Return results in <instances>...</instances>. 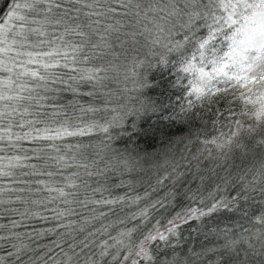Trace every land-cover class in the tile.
<instances>
[{
	"label": "snow or ice",
	"instance_id": "6c2138e0",
	"mask_svg": "<svg viewBox=\"0 0 264 264\" xmlns=\"http://www.w3.org/2000/svg\"><path fill=\"white\" fill-rule=\"evenodd\" d=\"M129 56L140 68L176 69L179 113L146 96L154 85L139 73L136 103L113 106L107 73ZM61 92L99 95L102 106L73 100L69 115L58 103ZM201 110L211 114L218 135L197 137L203 147L191 159L197 171L203 157L213 175L225 173L208 194L211 203L148 227L151 210L166 207L157 199L118 219L139 223L116 235L113 224L96 227L113 206L151 195L104 196L117 169L107 156L116 152L113 143L166 135L165 121L191 123L203 119ZM87 113L105 115L84 121ZM94 134L103 136L97 144L83 141ZM179 167L157 184L171 178L178 185ZM238 211L248 224L240 232L212 229L199 251L176 250L190 221ZM0 220L7 221L0 223V264H264V0H0ZM41 222L51 226L37 227Z\"/></svg>",
	"mask_w": 264,
	"mask_h": 264
},
{
	"label": "trees",
	"instance_id": "16d2710c",
	"mask_svg": "<svg viewBox=\"0 0 264 264\" xmlns=\"http://www.w3.org/2000/svg\"><path fill=\"white\" fill-rule=\"evenodd\" d=\"M120 51L119 48L116 49ZM146 51V50H145ZM143 56H138L137 59H142ZM106 59L111 60L112 57ZM96 63H99L97 61ZM117 67L110 70L107 75L108 80L105 81L107 89L115 93L113 97V106L115 103H127L132 106L136 103V98L140 93L136 90L137 84L140 81L141 75H146L149 83L154 85L150 89H145L144 94L153 100H165L175 105V111L179 113L180 105L184 103L183 99L178 100L177 97L183 96V90L180 87H173L176 81V69L169 67L157 66L153 69L140 68L132 63L131 56L127 60L121 57L118 61H114ZM186 84L187 80L182 81ZM87 87L82 88V91H88ZM78 100L80 105L88 106L92 104L97 107L102 106L103 97L97 95L96 97L88 96H76L70 92H61L58 94V103L66 106V111L69 115L73 114L72 108L69 106V102ZM193 111H196L195 109ZM76 116H80L79 110H76ZM104 113H87L83 115L84 121L92 119H100ZM201 116L203 119L197 118L191 123H183L181 119H177L175 122L165 121L164 125H161L166 135L157 134L156 137H140L132 142L125 143L124 141H118L113 143V148L116 152L109 151L107 156L112 159L113 165H117L115 172H110L108 178L105 181V186L109 189V192H105L104 196L107 197L109 193L112 196L127 195L134 197L136 195L144 196L145 191L151 193L147 199H142L138 205L133 204L115 205L113 211L109 212L105 218L95 221V226L100 227L101 224H113L114 226L109 229L112 235H116L119 228L132 227L133 223H139V221L126 222L125 225L116 223L118 219H125L131 213L143 208L151 201L160 199L164 201L166 207L163 209L151 210L152 219L148 224L155 222L156 219L161 220V224H166L167 220L175 215L176 212H180L183 209L189 207H205L211 203L208 199V194L215 189L217 183H221L219 176H224L225 173L220 169H217V175H213L209 169L213 167L211 160H204L201 158V169L197 171L196 161L192 160V156L198 153V150L203 146L200 144V139L211 138L214 135H218V131L213 128L210 120L211 114L207 110H201ZM152 123H156L153 118ZM220 126L217 125V128ZM226 131V129H224ZM102 134H94L89 137L82 138L85 143L97 144L102 139ZM191 141V143H189ZM69 142L74 143L75 139ZM186 158V159H184ZM120 159L128 160V165L125 166L119 163ZM251 159V157H249ZM191 161V164L188 163ZM237 163H239V153H237ZM179 163L180 167L177 171L183 172L184 177L178 185H173L171 178L165 180L164 183L157 184V179L164 177L167 173H172V168L175 164ZM131 168V171L128 170ZM175 175V173H173ZM203 175L205 179L203 182L200 180V176ZM125 182L124 186L115 187L120 181ZM155 189V191H153ZM231 190L229 189V192ZM169 193H176L175 199ZM225 192H217V195H225ZM195 197V199H192ZM7 198V197H5ZM201 198H204V204L200 203ZM97 207L99 211L107 212V207L104 206H92ZM245 208L251 213L255 211L254 207H249L248 204L244 205ZM78 211L89 215V212L85 209H78ZM71 219H79L78 217H71ZM6 220H0V223H6ZM240 225L248 226L246 221L242 218L241 212H221L213 214L203 218L202 220H192L188 225H184L181 229V237L177 247L178 252H186L187 249L193 248L197 251L200 250L202 245H208V241L205 240L204 233L209 232L212 229H223L225 227L233 229L234 232H240ZM50 227L51 224L45 225L43 222L37 225V227ZM139 235V233H137ZM54 238V237H50ZM106 237H101L104 239ZM45 239L41 243H47ZM175 243V241H173Z\"/></svg>",
	"mask_w": 264,
	"mask_h": 264
}]
</instances>
